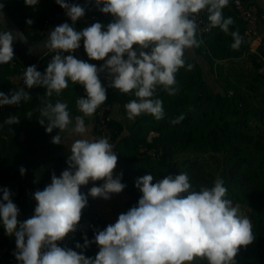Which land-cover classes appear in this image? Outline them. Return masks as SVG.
Wrapping results in <instances>:
<instances>
[{
	"label": "clouds",
	"instance_id": "obj_1",
	"mask_svg": "<svg viewBox=\"0 0 264 264\" xmlns=\"http://www.w3.org/2000/svg\"><path fill=\"white\" fill-rule=\"evenodd\" d=\"M55 2L72 25L65 22L50 32L44 47L55 54L45 72L31 65L25 68L22 79L28 89H46L37 109L38 122L46 125L47 133L59 130L51 142H64L63 132L81 138L71 144L68 167L59 177L53 174L51 183L33 194L37 203L30 218L18 220L20 210L11 199L12 193L0 188V223L7 235L15 237L18 264H194L197 258L206 259L207 264H235L241 246L252 244L256 238L251 220L241 213L240 205L234 206L227 198L228 188L222 178H215L210 187L195 190L187 172L156 182L152 174L139 177L135 182L142 193L138 204L119 214L114 224L95 230L93 241L85 235L83 244H75L79 253L57 243L77 231L88 196L108 200L126 187L121 182L122 173L114 177L118 155L109 138L89 139L85 135V117L93 116L107 101V89L99 73L107 70L109 88L134 95L135 99L124 106L128 120L135 121L144 114L163 119V100L157 90L175 96L179 91L176 74L181 68L193 69V64L186 63V51L202 43L197 39L200 26L196 15L206 11L210 28L231 35L233 50H239L244 42L238 30L230 31L233 18L223 14L229 0H94L98 10L113 19L106 25L95 22L82 30L74 25L85 15V8L67 0ZM38 3L25 0L29 7ZM3 7L0 4V9ZM26 23L31 25L33 21L28 19ZM16 39L13 32L0 31V65L15 58ZM81 41L90 60L104 61L99 68L72 54L81 47ZM69 82L82 85L86 93L76 100L82 115L75 116L74 123L67 103L51 99L59 97ZM30 99L24 87L8 94L0 91V106H20ZM27 116L30 118L32 112ZM183 119L180 115L170 123L179 124ZM19 122L18 116H9L0 127ZM19 171L21 175L26 173L23 166ZM101 180L103 184H94L87 194L80 191L90 181ZM91 243L99 248L94 258L83 254Z\"/></svg>",
	"mask_w": 264,
	"mask_h": 264
},
{
	"label": "trees",
	"instance_id": "obj_2",
	"mask_svg": "<svg viewBox=\"0 0 264 264\" xmlns=\"http://www.w3.org/2000/svg\"><path fill=\"white\" fill-rule=\"evenodd\" d=\"M243 1L246 7L253 6L256 10V30L248 32V24L230 3L229 7L240 18L238 30L244 37L239 50L230 47L233 40H227L226 34L219 28H211L201 37L197 35V39L202 40L200 47L207 46L208 55L219 62L215 67L216 88H212L199 74L183 80L184 71L180 69L176 74L179 91L175 96L157 90V95L163 100L164 118L156 120L144 114L130 121L124 106L135 99L134 95L121 94L109 88L108 82L101 81L107 89L104 105L110 106V111L104 116L109 137L98 131L96 113L93 115V130L97 138L107 137L114 145L118 163L113 174L115 177L122 173L121 182L126 185L122 196L116 198H126L129 204L127 211L138 204L142 193L135 182L146 174H152L156 182L167 175L187 172L195 190L201 186H212L215 178L220 177L228 188L227 198L234 206L240 205L241 213L251 220L256 236L252 244L241 246L234 258L235 264H264V18L255 0ZM82 2L76 4L85 7L86 14L100 12L94 0H86L85 6ZM0 4L4 5L3 9L31 42L40 41L49 24L67 22L72 25L70 18L60 15L63 9L55 0H39L35 7L26 6L25 0H0ZM28 19L33 21L31 25L26 23ZM112 19L109 16L95 22L106 25ZM95 22L78 20L74 27L82 30ZM0 30L3 31L1 27ZM255 39L259 40V44L251 49L250 44ZM17 46L21 45L17 43ZM81 48L89 63L97 66L104 63L87 57L83 41ZM53 55L48 52L42 57L32 58L21 46L19 56L7 64L20 78L17 89L24 87L31 95L29 101L21 102L20 109H17L19 106L7 105L0 109V121L3 116L17 110L24 115H18L20 122L7 129L6 139L0 140V184L12 193L11 199L20 210L18 220L21 222L34 214L37 202L33 194L49 185L53 174L59 177L68 167L66 160L70 150L60 152L52 146V137L58 129L47 133L46 125L38 122L37 109L41 106V96L36 95L38 87L28 89L23 84L20 71L22 66L36 65L37 70L43 73ZM68 88V102H65L68 110L72 115H81L76 109V100L86 96L85 89L71 82ZM43 91L46 89L43 88ZM41 95L44 93L41 92ZM51 99L54 102L61 100L56 96ZM119 110L123 112V121L115 115ZM29 111L32 112L30 118L27 116ZM180 115L184 119L179 124L170 123ZM21 131L23 134L20 135ZM150 132H155L156 136L148 142ZM21 166L26 169L24 175L20 174ZM94 184L100 186L103 181ZM88 190L84 185L80 188L85 194ZM95 199L88 196V206L83 210L77 231L57 242L58 246H67L79 253L81 250L76 249L75 244H83L85 235L93 241L95 230H103L116 222L104 220L92 211L96 206ZM9 237L0 223V264H18L14 256L15 240ZM98 251V246L91 243L83 254L94 258ZM194 264H207V261L197 258Z\"/></svg>",
	"mask_w": 264,
	"mask_h": 264
},
{
	"label": "crops",
	"instance_id": "obj_3",
	"mask_svg": "<svg viewBox=\"0 0 264 264\" xmlns=\"http://www.w3.org/2000/svg\"><path fill=\"white\" fill-rule=\"evenodd\" d=\"M79 1H83L82 2V3H84L83 6H85V4H87L86 0H67V2L70 3V4H76ZM255 1H256L257 5H258L259 9H260L261 14L263 15V18H264V0H255ZM230 3L232 4V0H229V4L223 9V14H224L225 18H227L229 16H231L233 18L234 24L230 26V31H236V30L240 29L241 22H240L239 16L235 15V11H233V9L229 7ZM232 6L234 7L233 4H232ZM60 15L62 17H64V18H66V19H69V17L66 15V12H65L64 9L60 12ZM226 36H227L226 37L227 40L228 39L232 40L231 35H226ZM255 41L257 42V45H258L259 44V40L255 39ZM252 42L250 44L251 49H253L252 48L253 47ZM202 48L205 50L204 53H202L200 51V49H202ZM208 54H209V50H208L207 46L205 47L204 45L202 47H198V48H193V49L187 50L186 51V63H191V64L194 65V67H193V69L191 71H186L185 68H182L181 72L184 71V76H183L182 79L185 80V79L189 78L190 75L193 76V75H198L199 74L206 82H208L206 80V76H208L210 78V80H211V87L212 88H216L215 85H214V80H215L214 78L216 77L215 67H216V64L219 63V62L214 60V59H212L210 57V55H208ZM220 63H224V62H220ZM13 72H14L13 68L8 67L7 64L0 65V91L4 92L5 94L10 93L12 90H14V88L17 89V86L19 87L20 78H19V76L17 74H15ZM208 84H210V83L208 82ZM20 88H21V86H20ZM36 90H37L36 95L40 94V96H42L41 92L45 93V91H43L42 87H38ZM68 92H69V88L63 90L62 94L59 96L61 101L68 102V96H67ZM2 107L3 106H0V109H2ZM20 108H21V106L17 107V109H20ZM77 111H78V109H77ZM119 111L120 112H117V114L118 115L120 114V115L118 116L116 114V112H115V115L117 117H119L121 119V121H123V119H125L123 114H122L123 112H122V110H119ZM80 114L82 115V113H80ZM13 115H15V116L19 115L21 117H24V115L20 114L19 111L17 110L16 113H11V114L8 113L7 115L3 116V118L0 121V124H3V122L9 116H13ZM72 116H73V123H74V118L77 115H72ZM86 119H88V120H86ZM85 124L88 127V132L85 134L87 136V138L96 139L97 137L95 136L94 130H93V116L85 117ZM11 126L12 125L9 126V125L4 124L3 127H0V140L6 139V137H7L6 134L8 133L7 131L9 130V128ZM21 134H23L22 131L20 132V135ZM57 134H59V130L57 131L56 135ZM61 136H62V139L64 140V142H62L61 144H53L52 143V146H54L55 149H57L60 152L61 151H66V150H70V147H71V144L73 143V141L76 140V139L81 138L80 136H78L76 134L69 135L68 132L61 133ZM22 137L23 136H21V138ZM92 184H93V182H91V184L84 185V186L87 187L88 189H90L92 186H94ZM1 186H3V185H0V188H1ZM3 188H6V186H3ZM113 195H116V193H113ZM0 197L2 199V192H0Z\"/></svg>",
	"mask_w": 264,
	"mask_h": 264
},
{
	"label": "built area",
	"instance_id": "obj_4",
	"mask_svg": "<svg viewBox=\"0 0 264 264\" xmlns=\"http://www.w3.org/2000/svg\"><path fill=\"white\" fill-rule=\"evenodd\" d=\"M232 4L234 5V8L239 13L240 17L244 21H246V23L248 24V32H255V30H256V19H255L256 10H255V8L253 6L246 7V5H245L243 0H232ZM102 6L103 5H101V7ZM109 16H111V15L104 14L102 12H98V13L92 12L90 14H86V12H85V15L82 18H80V20L82 22H84V21L95 22V21H98V20L107 19V18H109ZM195 19H196L197 23L200 26V30L198 32V36L199 37H201L202 35H204L206 33H209L211 31V28L209 27V22L207 20L206 11H201L198 15H196ZM13 48H14L15 57H18L19 56V50H20L21 46H17V42L15 40H14V43H13ZM49 52L54 53L53 51H50V50H49ZM65 55H67V54H65ZM24 70H25V67L22 66L20 68L22 76H23ZM99 78H100L101 81L108 82L107 76H105V75H99ZM107 111H110V106L109 105H104V104L101 105L97 109L95 118L97 120L96 127L98 128V131H102L103 135L109 137V130L107 129L106 120L104 119L105 118L104 117L105 113ZM155 136H156L155 132H150L149 135H148V138H147L148 142H150L151 138H153Z\"/></svg>",
	"mask_w": 264,
	"mask_h": 264
},
{
	"label": "water",
	"instance_id": "obj_5",
	"mask_svg": "<svg viewBox=\"0 0 264 264\" xmlns=\"http://www.w3.org/2000/svg\"><path fill=\"white\" fill-rule=\"evenodd\" d=\"M60 24L61 23L49 24L46 27L43 38L38 42H31L26 37V35L22 31V29L16 24V22L6 13V11L4 9H0V27L3 30H9V31L13 32L14 35L17 36V39L15 41L17 43H19L28 52V54L32 58H39V57H42L48 53L49 50L44 47V43L49 38L50 32L52 30H54V28ZM135 49L137 50V52H139V48L137 46H135ZM29 50H31V52ZM144 51H148V50L145 49ZM73 55L79 60H83V61L88 62L82 53L81 47L79 49L75 50L73 52ZM97 67L99 68L100 66H97ZM99 75H105L108 77L109 74H108L107 70H104V71L100 72Z\"/></svg>",
	"mask_w": 264,
	"mask_h": 264
},
{
	"label": "rangeland",
	"instance_id": "obj_6",
	"mask_svg": "<svg viewBox=\"0 0 264 264\" xmlns=\"http://www.w3.org/2000/svg\"><path fill=\"white\" fill-rule=\"evenodd\" d=\"M252 45H253L252 48L254 49L257 46V42L254 40L252 42ZM200 51L204 53L203 48L200 49ZM206 80L210 83L209 85L211 86V80L208 76H206ZM115 169L117 170V168ZM89 184H91V182ZM1 188H3V186H1ZM122 194L123 191L121 193H116V196L111 194V198L108 200L97 197L95 199L96 206H94L92 211L95 212L99 217L101 216L104 220H117L119 214L127 212V207H129V204L126 202L127 201L126 198L123 197V199L120 198L118 200L119 196H122ZM9 238L15 240L14 236H10Z\"/></svg>",
	"mask_w": 264,
	"mask_h": 264
}]
</instances>
